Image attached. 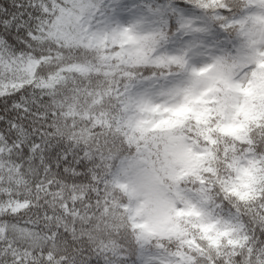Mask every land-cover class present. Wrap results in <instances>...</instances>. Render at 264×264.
Returning <instances> with one entry per match:
<instances>
[{"label":"snow or ice","instance_id":"obj_1","mask_svg":"<svg viewBox=\"0 0 264 264\" xmlns=\"http://www.w3.org/2000/svg\"><path fill=\"white\" fill-rule=\"evenodd\" d=\"M0 264H264V0H0Z\"/></svg>","mask_w":264,"mask_h":264},{"label":"clouds","instance_id":"obj_2","mask_svg":"<svg viewBox=\"0 0 264 264\" xmlns=\"http://www.w3.org/2000/svg\"><path fill=\"white\" fill-rule=\"evenodd\" d=\"M125 154L131 156V155H132V150H128V149H126V150H125ZM97 163H99V162H97ZM109 163H111L112 165H115L116 163H118V161L113 160V161H110ZM106 170H107V166H106V165H105V166H102V167H100V168L98 169V171L100 172L101 175H103V174L106 172ZM113 196H114L115 198H119V199L122 200L123 202L127 203V199H126V197L123 196L122 193L114 192V193H113ZM119 222H120V221H117V223H119Z\"/></svg>","mask_w":264,"mask_h":264}]
</instances>
